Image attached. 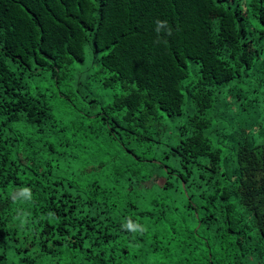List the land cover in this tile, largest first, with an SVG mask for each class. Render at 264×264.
<instances>
[{"label":"trees","instance_id":"16d2710c","mask_svg":"<svg viewBox=\"0 0 264 264\" xmlns=\"http://www.w3.org/2000/svg\"><path fill=\"white\" fill-rule=\"evenodd\" d=\"M0 264H264V0H0Z\"/></svg>","mask_w":264,"mask_h":264},{"label":"rangeland","instance_id":"374dc122","mask_svg":"<svg viewBox=\"0 0 264 264\" xmlns=\"http://www.w3.org/2000/svg\"><path fill=\"white\" fill-rule=\"evenodd\" d=\"M191 66H192V65H191ZM186 103H187V101H186ZM187 109H188V107L186 106V107H185V111H186ZM185 114H186V112H185Z\"/></svg>","mask_w":264,"mask_h":264}]
</instances>
